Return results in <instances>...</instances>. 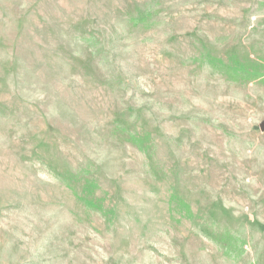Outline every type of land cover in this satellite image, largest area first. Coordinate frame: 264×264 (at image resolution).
I'll list each match as a JSON object with an SVG mask.
<instances>
[{
    "label": "rangeland",
    "instance_id": "374dc122",
    "mask_svg": "<svg viewBox=\"0 0 264 264\" xmlns=\"http://www.w3.org/2000/svg\"><path fill=\"white\" fill-rule=\"evenodd\" d=\"M206 54L264 0H0V264H264V85Z\"/></svg>",
    "mask_w": 264,
    "mask_h": 264
},
{
    "label": "trees",
    "instance_id": "16d2710c",
    "mask_svg": "<svg viewBox=\"0 0 264 264\" xmlns=\"http://www.w3.org/2000/svg\"><path fill=\"white\" fill-rule=\"evenodd\" d=\"M203 60L210 66V68L225 77L226 80L233 83H248L257 81L264 85V65L260 63L239 61L235 56L230 57L227 62L209 56V54L202 56ZM132 145L142 149V140L135 137H129ZM97 189V184L93 181H84L80 187L81 195H76V200L81 202L85 208L95 209L97 211H105V209L96 202L94 192ZM74 193V189H71ZM75 194V193H74ZM180 211L184 212L183 216L190 217L191 212L186 205H180ZM230 240V238L228 239ZM227 249H235V246L228 241L226 243ZM243 250L239 247L238 253Z\"/></svg>",
    "mask_w": 264,
    "mask_h": 264
}]
</instances>
